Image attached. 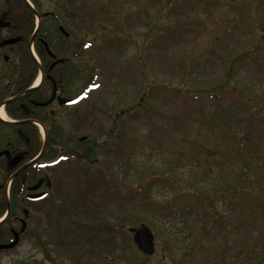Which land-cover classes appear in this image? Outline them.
<instances>
[{
    "label": "rangeland",
    "instance_id": "rangeland-1",
    "mask_svg": "<svg viewBox=\"0 0 264 264\" xmlns=\"http://www.w3.org/2000/svg\"><path fill=\"white\" fill-rule=\"evenodd\" d=\"M35 3L73 36L43 19L74 104L55 105L65 148L29 174L50 193L23 205L27 230L0 264H264V0ZM13 59L0 50V103ZM15 137L0 121V151ZM142 225L153 255L134 243Z\"/></svg>",
    "mask_w": 264,
    "mask_h": 264
},
{
    "label": "trees",
    "instance_id": "trees-1",
    "mask_svg": "<svg viewBox=\"0 0 264 264\" xmlns=\"http://www.w3.org/2000/svg\"><path fill=\"white\" fill-rule=\"evenodd\" d=\"M33 4L35 3V0H31ZM6 11H3L1 14V17L6 18L7 20L10 19L11 26H14L15 29L11 27L9 30H14V35H22V40L12 46L13 55H15L16 62L13 64V69L10 72V77L8 78L7 84L4 87V91L7 89V91H14L17 87L23 86L21 89H25L31 86L33 81L35 80L39 66L37 65L35 59L33 58L31 52H30V37L33 34L34 28H35V14L32 8L28 5V3L25 0H16V3H10L6 4ZM42 18V22H43ZM43 27V23H42ZM40 34L45 38V31L40 30ZM46 40V38H45ZM48 41V40H47ZM35 50L40 57L41 60H52L51 56L48 54L45 46L40 42L36 41L35 44ZM50 63V62H49ZM47 64L49 67L50 64ZM88 67V65H87ZM86 68L85 74L89 75L88 80L85 85V92L88 93L93 87L95 88L97 84L95 74V69L90 70ZM7 73V72H6ZM5 73V74H6ZM4 74V75H5ZM55 79H59L58 74L54 76ZM52 85L50 84L49 89L47 87L44 88H35L32 89L29 93V96L34 100H44L47 97L48 90L51 91ZM9 91V92H10ZM46 95V96H45ZM219 94L215 92H211L208 94V98L213 100L216 99V96L218 97ZM219 98V97H218ZM41 110V109H39ZM8 111L11 117L15 119L24 118L26 115L20 114V111L17 110V112H14L8 107ZM49 117H39L40 121L44 122L46 126V130L48 133L49 142L47 143V148L45 153L35 162L30 164L28 168H26L23 172L19 173L16 179L13 180L11 184V195H10V205L12 210V215H18L20 209L18 205L21 202V198L23 197V192L27 191L28 186L34 179V175H29L30 172H33V170H39L41 167L44 166L48 161H44V159L48 156H52V154L59 151V149H64L65 147L60 146V141H62V123L58 119L57 113L48 112L47 113ZM1 121V120H0ZM47 122V124L45 123ZM3 125L9 126V130H11L15 135L16 139L13 141V147L18 150H22V152L28 153L26 157L23 158V162H28L32 160L42 149L43 147V141L41 139V135L39 133V129L37 126L31 123H5L1 121ZM58 156H61L60 154ZM10 162L8 160H5L4 158L0 160V180H2L3 185H5L8 181V177H4L5 172L7 169L11 168L9 165ZM4 173V175H3ZM38 175V173H37ZM9 176V175H8ZM213 198L210 197L209 202L212 206L215 204L214 201H212ZM9 201L7 199V196L5 192H0V217H2L7 208H8ZM143 205H146L150 210L152 208H157L155 206H152L151 204L144 203ZM163 210V209H162ZM208 216H211V213H207V216H204L205 219H207ZM221 216L217 217V221H219ZM15 220L12 218L11 225H14ZM10 227L6 226V220L3 221V224L0 225V229L2 231V235L6 236V232L8 231ZM1 241H5L3 239H0Z\"/></svg>",
    "mask_w": 264,
    "mask_h": 264
},
{
    "label": "flooded vegetation",
    "instance_id": "flooded-vegetation-1",
    "mask_svg": "<svg viewBox=\"0 0 264 264\" xmlns=\"http://www.w3.org/2000/svg\"><path fill=\"white\" fill-rule=\"evenodd\" d=\"M46 18H52V19H54V21L56 23L59 22V19H58L59 17L57 14L50 15ZM61 26L64 28V30L61 29ZM11 27L13 29H15L14 26H10L9 28H4L8 31V33H10L11 37L22 36V35H14L13 34L14 30H12V31L9 30V29H11ZM57 27H58L59 31L61 32V34H63L66 39H73L71 32H69L61 23H58ZM41 28H42V24H41L40 29L37 32L36 36L32 35L30 37V42L32 43V45H34L36 41H40L44 46H45V42L49 45L47 39L45 40V38L42 36V34H40ZM0 29H3V28H0ZM73 42H74V44H76L78 42V40L74 38ZM29 46H30V43H29ZM2 48H5V47H2ZM2 48H0V50ZM11 48L12 47L10 46V49ZM45 48H46V46H45ZM5 57L6 56H4V59L7 61L9 59V57H8V59H6ZM51 58H52V60H41L40 59V63H39L40 65L37 64L39 66L38 73L40 72V74L42 73V75H43V79L41 81V84L39 85V88L47 87L49 89L50 84L52 85L51 91L48 90V93L46 94L47 95L46 99H44L42 101L32 99L29 96V93L31 90L27 91V88L21 89L22 87H24V85H23V86L17 87L16 90L11 92L10 96L7 97V98H11V99L4 106V110L7 113V115H9V116H10V114L8 111V107L11 110H13L14 112H17V110H19L20 114L26 115V116H24V118L16 119V122H18V123H31L37 127H38V123H41L43 126V129L45 131V134L43 135V137L41 136V139H44L46 144L49 142L48 133H47L46 126H45L44 122L40 121L39 117H44V116L49 117L47 114L48 112L57 113V111L54 110V108L56 107L55 105H58V108H57L58 110L61 111V109H62V111H63L65 107L71 106L74 104V100L72 98L63 97V95L66 91L64 90V82L62 81V76L60 75V73H61L60 68H62L61 66L63 65L64 60L62 58H59L58 56H56L55 58H53L51 56ZM48 63L50 64L49 67L47 66ZM56 73L59 76L58 80L55 79V77H54L56 75ZM55 89H56V97L53 99V101L49 102L51 100V98L53 97ZM60 97L67 99V100L69 99V100H71V102L68 104L61 103L59 101ZM86 97H88V96H84V98H86ZM6 99H4V100H6ZM45 102H49V103L46 105H41V103H45ZM0 105H1V103H0ZM39 109H41V110H39ZM57 115H58V119L61 121L62 119H60L61 118L60 115L58 113H57ZM6 123H8V122H6ZM13 123H15V122H13ZM45 123L47 124L46 121H45ZM62 126H63V124H62ZM38 129H39V133L41 134L39 127H38ZM12 142L13 141L8 142L6 145V148L3 149V150H10V157H8L7 154L2 155L0 157V160L3 158H5V160H8V162H10L9 165L11 167V168L6 170L5 175L3 173L4 177H6V176L8 177L7 183L5 185H3L2 180H0V192L4 191L6 196L8 193V189H10V194H11V184H12L13 180L16 179V177L18 176L17 174L19 172L21 173L20 170L24 169L23 166L25 165V162H23V158L26 157L28 154L24 151L22 152V150L15 149V147H13ZM13 175H16V177L14 176V178L11 179ZM10 179H11V181H10ZM48 180H50V179L44 178V179H41L40 182H38L37 184H33V185L28 186L27 192L23 195V197L21 198V202L18 205V207L20 209L18 215L11 216L12 215V210H11L9 216L6 219V226H9L10 228L5 233L6 236L0 235V239H3V240L5 239V240H7L8 243H10L15 239V234L18 233L19 234V243H20V241H21L22 237L25 235V232H26L27 227H28V224H27L26 228L22 231L23 219L26 218V222H27V220L31 216L29 210L27 208L23 207V205H25L30 200L27 198V195L38 194V193L45 192V191L49 190L47 188L44 190H40V188L44 185V183H47ZM8 183H9V185H8ZM39 183H42V186L39 189L38 188L34 189L33 187L37 186ZM9 206L11 208L10 203L8 204V207ZM25 210L28 212L27 217L25 216L26 215ZM12 218L15 220V222H14L13 226H10L12 224L11 223Z\"/></svg>",
    "mask_w": 264,
    "mask_h": 264
},
{
    "label": "water",
    "instance_id": "water-1",
    "mask_svg": "<svg viewBox=\"0 0 264 264\" xmlns=\"http://www.w3.org/2000/svg\"><path fill=\"white\" fill-rule=\"evenodd\" d=\"M31 7L33 8V6H31ZM48 14L49 13H44L42 16H47ZM38 17H39V21H38V24H37V29L34 32V36H36V34H37V32H38V30L40 28V25H41V21H40L41 20V15H39ZM9 24L10 23L8 21H6L5 19L0 18V28L1 27L2 28L8 27ZM61 29L64 30L63 27H61ZM21 39H22V37H13V38L6 39L5 41L0 43V47L6 46V45L15 44V43L19 42ZM45 46H46L48 52L50 53V55L53 56L54 54L50 51V49L48 47V44L46 42H45ZM5 58L8 59L7 56ZM55 96H56V89H55L53 97L51 98V100L49 102H51L55 98ZM8 101L9 100H7L4 104H6ZM59 101L61 103H69V102H71L70 100L64 99L62 97L59 98ZM49 102L41 103V105H46ZM3 154H7V156L10 157V152L8 150L0 152V156L3 155ZM263 158H264V153H263ZM47 182H48V186H51L50 181H47ZM39 186H40V184H38L37 186H34L33 188L37 189V188H39ZM45 195H47V192L39 193V194H29V195H27V197L29 199H31V200H38L40 198H43ZM9 213H10V209H8V211H7V214H9ZM25 213H26L25 216L27 217L28 212L26 210H25ZM26 225H27V222H26L25 219H23L22 231L26 228ZM130 232L133 234L134 243L136 244L137 248L141 252H143L146 255H153L155 253V251H156L155 234L153 233V231L150 229L149 226L142 225L140 227H134V228H132L130 230ZM18 242H19V234L16 233L14 241H12L11 243H8V244L0 243V249L13 248L14 246H16L18 244Z\"/></svg>",
    "mask_w": 264,
    "mask_h": 264
},
{
    "label": "bare ground",
    "instance_id": "bare-ground-1",
    "mask_svg": "<svg viewBox=\"0 0 264 264\" xmlns=\"http://www.w3.org/2000/svg\"><path fill=\"white\" fill-rule=\"evenodd\" d=\"M40 81H41V78L39 77L36 82H35V85H39L40 84ZM0 118L4 119V120H7V121H10V118L7 116V114L5 113V110H4V107H1L0 108Z\"/></svg>",
    "mask_w": 264,
    "mask_h": 264
}]
</instances>
